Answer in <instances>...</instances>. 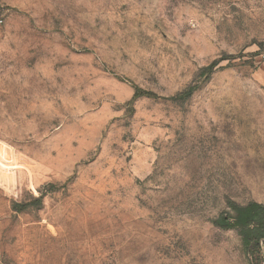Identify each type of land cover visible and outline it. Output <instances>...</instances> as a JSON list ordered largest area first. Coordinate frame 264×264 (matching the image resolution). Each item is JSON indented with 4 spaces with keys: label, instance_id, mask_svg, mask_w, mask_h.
<instances>
[{
    "label": "rangeland",
    "instance_id": "1",
    "mask_svg": "<svg viewBox=\"0 0 264 264\" xmlns=\"http://www.w3.org/2000/svg\"><path fill=\"white\" fill-rule=\"evenodd\" d=\"M0 12V264H251L215 221L264 205V0Z\"/></svg>",
    "mask_w": 264,
    "mask_h": 264
},
{
    "label": "trees",
    "instance_id": "2",
    "mask_svg": "<svg viewBox=\"0 0 264 264\" xmlns=\"http://www.w3.org/2000/svg\"><path fill=\"white\" fill-rule=\"evenodd\" d=\"M188 89L186 96L192 92ZM153 96V93H147ZM235 212L234 221L229 217L221 215L215 224L222 228L237 226L242 238L245 253L251 264L260 263L261 245L264 243V205L257 202H250L245 206H233Z\"/></svg>",
    "mask_w": 264,
    "mask_h": 264
},
{
    "label": "built area",
    "instance_id": "3",
    "mask_svg": "<svg viewBox=\"0 0 264 264\" xmlns=\"http://www.w3.org/2000/svg\"><path fill=\"white\" fill-rule=\"evenodd\" d=\"M3 21H4V16H3V14L0 12V24H2Z\"/></svg>",
    "mask_w": 264,
    "mask_h": 264
}]
</instances>
